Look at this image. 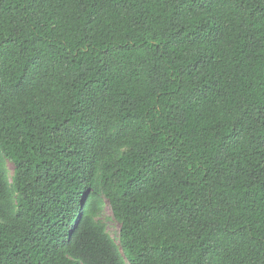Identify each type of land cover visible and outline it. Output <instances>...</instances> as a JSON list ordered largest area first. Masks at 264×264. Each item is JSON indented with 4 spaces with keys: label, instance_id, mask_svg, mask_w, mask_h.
<instances>
[{
    "label": "trees",
    "instance_id": "obj_1",
    "mask_svg": "<svg viewBox=\"0 0 264 264\" xmlns=\"http://www.w3.org/2000/svg\"><path fill=\"white\" fill-rule=\"evenodd\" d=\"M0 264H264V0H0Z\"/></svg>",
    "mask_w": 264,
    "mask_h": 264
},
{
    "label": "rangeland",
    "instance_id": "obj_2",
    "mask_svg": "<svg viewBox=\"0 0 264 264\" xmlns=\"http://www.w3.org/2000/svg\"><path fill=\"white\" fill-rule=\"evenodd\" d=\"M106 226V229L110 236L117 240L119 223L113 218L109 206L106 204L102 209L101 213L97 216Z\"/></svg>",
    "mask_w": 264,
    "mask_h": 264
}]
</instances>
